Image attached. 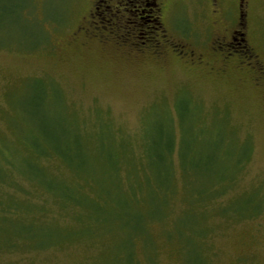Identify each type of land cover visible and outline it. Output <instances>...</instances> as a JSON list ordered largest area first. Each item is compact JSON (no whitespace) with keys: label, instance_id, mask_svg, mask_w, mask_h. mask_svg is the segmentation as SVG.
<instances>
[{"label":"rangeland","instance_id":"374dc122","mask_svg":"<svg viewBox=\"0 0 264 264\" xmlns=\"http://www.w3.org/2000/svg\"><path fill=\"white\" fill-rule=\"evenodd\" d=\"M52 1L36 40L0 23V264H264V77L235 46L264 67V0L243 30L238 0H166L152 34L150 0Z\"/></svg>","mask_w":264,"mask_h":264},{"label":"flooded vegetation","instance_id":"af4514ba","mask_svg":"<svg viewBox=\"0 0 264 264\" xmlns=\"http://www.w3.org/2000/svg\"><path fill=\"white\" fill-rule=\"evenodd\" d=\"M104 1L106 3L107 2H113L115 4L116 9H119V7L123 6V5H125L126 7L131 6L132 10H130V12L135 14V15L137 14V16H139V15H141V13L145 12L143 10L139 11L137 9V6L135 3H137L138 0H104ZM165 1L166 0H150L149 4H145V6L147 7V14H148L147 17L150 18L149 22H151V24H152V26L150 27L151 30L147 31L150 34H152V31L155 30V26H156V28L160 27V29L163 27V25L161 23V17H162L163 5H164ZM100 2H102V0H96L95 4H98ZM142 2L144 3V0H140L138 3L142 4ZM243 3H244V0H238V3H237L235 27L237 26L238 30H240V29L243 30V25H244V23L242 22L243 17H244V13L242 12V9L244 8ZM135 8L137 10H135ZM111 9H112L111 6H105L103 8L102 15H107V17L109 19L117 20L118 14H119L118 11L115 9L112 12ZM96 10H98V8L95 5L93 13L91 12L92 15H94L96 13ZM96 17H100L99 13ZM139 19H141V18H139ZM93 21L94 20H91L87 27H83L82 32L87 34L88 36L92 35L96 39L105 40L104 39L105 37L97 35V33L95 32V30L93 28V25H94ZM119 27L120 26L115 23V30H120V29H117ZM161 33L162 34L159 35L161 37V40H156L154 37H152L146 41L141 42L140 45L137 46L136 51H138V52L148 51V52L152 53L153 55H159L161 46H166V44H167V46H170V42L166 38L167 36L165 37V34H164L165 31L163 30ZM119 35H120V33H116V35L114 37H111L110 39H114L115 42H120V44H124L125 42L121 43V39L119 38ZM239 36H240L241 40L239 41V43H235V46L240 51L239 52L240 54H238V57H236L241 62V63H239V65H244L245 67L248 68L247 70L253 71L256 75H258V78L260 80H262V78L264 77L263 65L261 64L258 57L255 54H253V51L251 50V48L246 45L245 40L243 39L244 32H242ZM149 37H151V36H149ZM234 42H236V39L232 36L229 37L228 41H224V43H226L225 46H227V48L230 47V49H232L231 47H232ZM129 43L133 44L132 42H129ZM222 45L223 44H220L217 47V49H219V52H223V53H218V55L223 57L225 60H229L228 58H230L229 57L230 55H229V53H225V48ZM214 51H216V50H214ZM178 52H179L178 54L186 55V51H183L182 49H179ZM243 58L246 59V61H247L245 64H244V62H242ZM224 59H222V60L224 61Z\"/></svg>","mask_w":264,"mask_h":264},{"label":"trees","instance_id":"16d2710c","mask_svg":"<svg viewBox=\"0 0 264 264\" xmlns=\"http://www.w3.org/2000/svg\"><path fill=\"white\" fill-rule=\"evenodd\" d=\"M35 8L36 0H0V23L2 25L8 21L11 26H16L17 30H20L21 32L26 31L31 39L36 40V32H42L43 28L34 17ZM42 13L44 18L46 20L48 19V22H50L51 25L56 28L60 27L53 15L54 9L52 0H45L42 7ZM65 18L64 20L66 23L67 14H65ZM45 19H41V21L46 22ZM61 25L63 26L65 24L61 23ZM43 34L44 37L41 38V42H43L44 45H47L49 44V38L45 35V32ZM67 201L73 204L77 202L76 200H72L70 198H67Z\"/></svg>","mask_w":264,"mask_h":264}]
</instances>
